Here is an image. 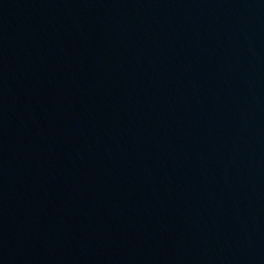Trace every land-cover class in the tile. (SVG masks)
Returning <instances> with one entry per match:
<instances>
[{"label":"water","instance_id":"water-1","mask_svg":"<svg viewBox=\"0 0 264 264\" xmlns=\"http://www.w3.org/2000/svg\"><path fill=\"white\" fill-rule=\"evenodd\" d=\"M0 264H264V0H0Z\"/></svg>","mask_w":264,"mask_h":264}]
</instances>
